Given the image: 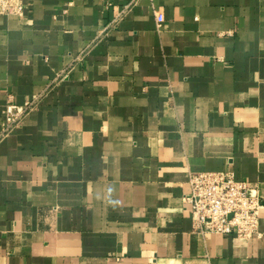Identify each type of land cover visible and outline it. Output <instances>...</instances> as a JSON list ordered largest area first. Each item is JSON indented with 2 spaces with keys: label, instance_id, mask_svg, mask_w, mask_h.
<instances>
[{
  "label": "crops",
  "instance_id": "crops-1",
  "mask_svg": "<svg viewBox=\"0 0 264 264\" xmlns=\"http://www.w3.org/2000/svg\"><path fill=\"white\" fill-rule=\"evenodd\" d=\"M131 1L0 16V264H264V0ZM224 171L260 238L195 230L189 175Z\"/></svg>",
  "mask_w": 264,
  "mask_h": 264
},
{
  "label": "built area",
  "instance_id": "built-area-1",
  "mask_svg": "<svg viewBox=\"0 0 264 264\" xmlns=\"http://www.w3.org/2000/svg\"><path fill=\"white\" fill-rule=\"evenodd\" d=\"M132 0L126 12L137 4ZM24 0H0V16L22 18ZM107 30V29H106ZM40 96L21 106L9 104L4 111L2 136L8 135L39 106ZM190 194L185 197L193 226L200 234L231 235L239 239L260 238L261 199L256 189L237 181L229 171L189 175Z\"/></svg>",
  "mask_w": 264,
  "mask_h": 264
}]
</instances>
